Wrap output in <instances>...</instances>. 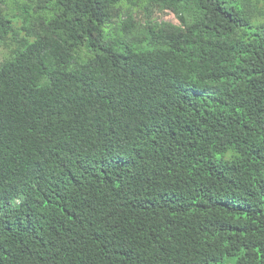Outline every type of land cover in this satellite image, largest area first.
Instances as JSON below:
<instances>
[{"label": "trees", "instance_id": "obj_1", "mask_svg": "<svg viewBox=\"0 0 264 264\" xmlns=\"http://www.w3.org/2000/svg\"><path fill=\"white\" fill-rule=\"evenodd\" d=\"M229 257L264 264V0H0V264Z\"/></svg>", "mask_w": 264, "mask_h": 264}, {"label": "rangeland", "instance_id": "obj_2", "mask_svg": "<svg viewBox=\"0 0 264 264\" xmlns=\"http://www.w3.org/2000/svg\"><path fill=\"white\" fill-rule=\"evenodd\" d=\"M135 12L137 13V15L139 17H141V18L144 17V11L142 9L140 10V9L137 8V9H135ZM153 16H155L159 20L170 21V22H174V23H178L179 22L177 16L171 10L161 11L159 9H156L153 12ZM211 264H237V262H236V258L235 257H229V258H226L223 261H219L217 263H211Z\"/></svg>", "mask_w": 264, "mask_h": 264}]
</instances>
